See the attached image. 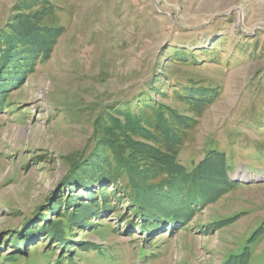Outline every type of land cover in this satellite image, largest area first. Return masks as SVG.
Instances as JSON below:
<instances>
[{
    "label": "rangeland",
    "instance_id": "rangeland-1",
    "mask_svg": "<svg viewBox=\"0 0 264 264\" xmlns=\"http://www.w3.org/2000/svg\"><path fill=\"white\" fill-rule=\"evenodd\" d=\"M0 264H264V0H0Z\"/></svg>",
    "mask_w": 264,
    "mask_h": 264
},
{
    "label": "bare ground",
    "instance_id": "bare-ground-1",
    "mask_svg": "<svg viewBox=\"0 0 264 264\" xmlns=\"http://www.w3.org/2000/svg\"><path fill=\"white\" fill-rule=\"evenodd\" d=\"M37 130H38V128H37ZM33 132H35V130L33 129L32 130V133L31 134H33ZM37 134H39V133H37ZM34 135V134H33ZM34 137H35V135H34ZM39 137V136H38ZM42 137V136H41ZM212 153V152H211ZM215 154H217L216 152H215ZM213 158V157H212ZM196 181V180H195ZM24 182V181H23ZM16 184H17V187L16 188H11L8 192H10L11 190H15V192H16V194L15 195H19V196H22L23 197V195L25 194V192H26V189H27V192H29L30 190H28L29 188H31L33 185H34V183H33V181L31 182V180L30 181H26L25 180V183L23 184V186H22V181H18V180H16ZM26 188V189H25ZM32 190V189H31ZM26 192V193H27ZM12 193V192H11ZM26 195V194H25ZM19 196H17V197H19ZM21 197V198H22ZM14 206V205H13Z\"/></svg>",
    "mask_w": 264,
    "mask_h": 264
},
{
    "label": "trees",
    "instance_id": "trees-1",
    "mask_svg": "<svg viewBox=\"0 0 264 264\" xmlns=\"http://www.w3.org/2000/svg\"><path fill=\"white\" fill-rule=\"evenodd\" d=\"M127 151V150H126ZM125 152V151H124ZM129 155V154H128ZM120 170H122V169H120Z\"/></svg>",
    "mask_w": 264,
    "mask_h": 264
}]
</instances>
